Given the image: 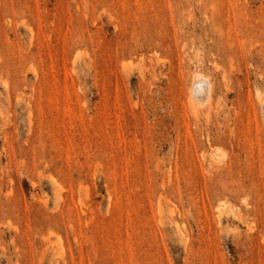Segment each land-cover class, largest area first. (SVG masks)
Segmentation results:
<instances>
[{
	"label": "rangeland",
	"instance_id": "obj_1",
	"mask_svg": "<svg viewBox=\"0 0 264 264\" xmlns=\"http://www.w3.org/2000/svg\"><path fill=\"white\" fill-rule=\"evenodd\" d=\"M263 102L264 0H0V264H264Z\"/></svg>",
	"mask_w": 264,
	"mask_h": 264
},
{
	"label": "bare ground",
	"instance_id": "obj_2",
	"mask_svg": "<svg viewBox=\"0 0 264 264\" xmlns=\"http://www.w3.org/2000/svg\"><path fill=\"white\" fill-rule=\"evenodd\" d=\"M205 77H206V76H205ZM195 78H196V77H194L193 79L195 80ZM207 79H208V78H207ZM202 80H203V79H202ZM202 80H201V81H202ZM195 81H196V80H195ZM208 81H211V80L208 79ZM210 83H211V82H210ZM210 83H209L208 86L206 85L207 88H208V90L211 88L210 86H211L212 83H211V84H210ZM193 84H195V83H193ZM198 84H199V83H198ZM198 84H197V85H198ZM191 85H192V84H191ZM197 85H196V86H197ZM192 86L194 87V85H192ZM193 87H192V88H193ZM190 88H191V87H190ZM196 88H197V87H196ZM207 88L203 85V86L201 87V89L198 90V93H199V94H204V92H205V90H206ZM212 89H213V88H212ZM193 91H194V90H193ZM210 92H211V90H210ZM210 92L208 91V93H210ZM206 93H207V92H206ZM188 94H189V93H188ZM189 95H190V96H188V100H189V98L191 99V100H190V104H191L192 99H195V100H196V98L193 97V95H192L191 93H190ZM207 95H208V94H207ZM207 95H206V96H207ZM198 96H199V95H198ZM204 96H205V95H204ZM209 96L211 97V93L208 95V98H209ZM198 98H199V97H197V99H198ZM208 98L206 97V101H207ZM209 99H210V98H209ZM209 99H208V100H209ZM201 100H204V99H201V98H200L198 101H201ZM193 101H194V100H193ZM193 101H192V105H193V106L191 105V107L194 108V104H195V103H194ZM206 101H204V103H202V104H205ZM193 103H194V104H193ZM263 103H264V102H263ZM198 104H200V103H197V105H198ZM262 106H263V105H262ZM262 106H261V107H262ZM198 107H199V106H198ZM198 107H196V108H198ZM196 108H195V109H196ZM262 109L264 110V106L262 107ZM262 112H263V111H262ZM262 114H264V113H262ZM262 114H261V115H262ZM263 116H264V115H263Z\"/></svg>",
	"mask_w": 264,
	"mask_h": 264
}]
</instances>
